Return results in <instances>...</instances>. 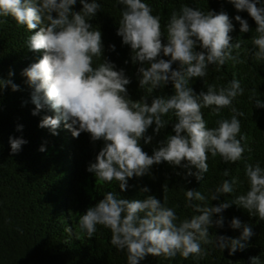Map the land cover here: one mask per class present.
<instances>
[{
  "label": "clouds",
  "instance_id": "clouds-1",
  "mask_svg": "<svg viewBox=\"0 0 264 264\" xmlns=\"http://www.w3.org/2000/svg\"><path fill=\"white\" fill-rule=\"evenodd\" d=\"M82 5L80 11L74 5ZM238 11L247 13L256 22L252 45V57L264 62V0H229ZM121 7V19L117 35L131 48V61L137 69L139 87L146 93L139 101L128 96L131 83L124 69L103 58L104 44L98 27L89 22L102 8L99 0H0V23L11 17L27 30L39 31L28 37L30 50H44L42 58L23 70L27 83L34 91L33 115L48 108L54 115L44 116L39 127L48 128L53 135L61 122L74 137L82 132L91 134L93 141L103 140L104 147L90 163L88 172L94 173L97 183L118 184L119 192L107 191L95 206L89 207L79 217L78 228L88 238L94 236L98 226L111 232V244L118 251H126L127 264H140L148 255L172 260L178 255L184 259H204L208 254L205 245L220 250L228 249L229 255L248 247L254 235L252 226L242 223L238 217L230 221L232 229H242L239 237H215L210 235L213 226L222 228L224 217L214 219L231 205L246 210L250 216L264 221V167L260 162L245 163L244 175L248 184L245 192L226 199L215 206L222 195L236 192L242 183L238 176L224 179L207 195L195 189L184 190L185 207L191 208L190 217H181L175 207L167 205L155 195L145 199L129 200L121 196L128 187V180L150 172L153 165L168 162L186 169V177L204 180L209 170V154L219 155L223 162L235 163L245 159L246 135L241 131L239 117L244 112L233 101L244 94L239 79L233 78L224 86L209 84L207 91L197 94L191 87L194 78H205L209 66L217 70L227 61L244 62L240 58L241 41L233 42L232 20L225 12H206L199 7L183 4L173 10L166 24L167 43H162L165 33L161 17L153 14L148 0H116ZM260 5L259 7L257 5ZM55 13V17L53 15ZM240 31H250L246 19L235 16ZM197 46L201 50L197 51ZM113 51L115 45L109 46ZM235 53V54H234ZM164 57H169L165 59ZM127 63V61H125ZM178 64L176 69L172 68ZM14 75L10 72L9 76ZM171 82L174 94L155 96L151 104L148 96L154 90L163 89ZM11 80H0V87ZM255 107L264 108L259 95L250 96ZM220 114L230 108L232 115L216 121V127H208L203 109ZM174 135L159 143L149 155L142 150L139 141L149 143L146 131L155 124L159 133L172 120ZM22 125L17 130L21 131ZM11 152L18 153L27 143L23 137L9 138ZM41 151L45 149L41 147ZM179 175V173H178ZM230 175L225 169L224 176ZM168 188L165 185L164 191ZM147 187L142 192L148 193ZM66 231L72 232L70 227ZM250 264H264L260 256L250 258Z\"/></svg>",
  "mask_w": 264,
  "mask_h": 264
},
{
  "label": "trees",
  "instance_id": "trees-1",
  "mask_svg": "<svg viewBox=\"0 0 264 264\" xmlns=\"http://www.w3.org/2000/svg\"><path fill=\"white\" fill-rule=\"evenodd\" d=\"M99 2L102 8L89 22L102 33L103 58L113 62L117 69L125 70L131 80L127 85L128 96L133 101H139L146 95L139 87L137 69L140 65L132 63L130 46L124 45L122 37L117 35L122 6L116 0ZM148 2L153 7V14L161 17V28L165 33L161 37L162 43H167L166 24L172 11L179 10L183 4L199 7L205 12L211 10L227 13L234 25L230 33L233 42H242L241 49L237 51L244 62L229 60L219 70L214 65L209 66L208 75L205 78H194L191 87L199 94L201 91L206 92L209 84H216L218 88L226 85L234 75L240 80L245 91L233 104L245 114L239 117L241 131L247 138L242 142L247 145L245 159L226 164L219 155L212 157L209 154V170L202 181L186 177V169L174 167L166 161L161 162L153 165L149 173L129 178L127 189L120 193L129 200H143L148 195H155L163 202V198L167 197V205L175 207L183 219L193 214L191 208L185 207L184 190L195 189L207 195L210 189L214 190L224 179L238 176L242 183L236 192L222 195L219 201H212L215 206L247 190L245 163L260 162L264 167V108L255 107L249 100L254 95L264 100V62H258L252 57L255 48L251 39L255 35L256 22L247 11H238L229 0ZM73 7L75 11L82 9L79 2ZM53 15L55 17V13ZM236 15L248 21L249 32L240 31ZM3 19L4 22L0 23V80H11L19 88L13 91L11 84L0 87V264H127L126 251H118L111 244L109 229L98 226L94 236L88 238L78 228L79 217L102 200L105 192H119L117 183H97L95 174L87 171L104 147V141H93L88 132H82L78 138L74 137L71 130L65 128L63 121L57 129L58 135H53L46 127H39L41 119L46 115H54V112L44 108L38 115L32 114L35 109L32 103L34 89L22 74L25 68L43 56L44 50L33 51L27 47L28 37L38 32L39 26L27 30L25 26L16 24L11 17ZM110 45H115L114 51ZM196 50L201 49L197 46ZM177 67V63L172 65L173 69ZM10 72L14 75L9 76ZM173 94L174 87L169 82L163 89L154 90L148 96L147 103L150 105L155 96ZM202 111L208 127H216L218 119L232 115L230 108L222 109L218 115L212 114L207 108ZM174 123L175 119L159 133L153 131L155 124L149 127L145 136H151L152 139L149 143H145L143 138L139 141L142 150L152 155L161 141L175 134ZM18 125L23 126L21 131L17 130ZM10 137H23L27 143L14 154L11 152ZM41 147L45 150L41 151ZM225 169L230 173L228 177L224 176ZM165 185L167 191H164ZM145 187L150 189L148 193L142 192ZM219 215L224 217V226L209 229L210 235L217 238L240 236L242 229L229 226L234 217L252 226L254 235L245 250L229 255L227 248L222 252L218 247L205 245L209 254L204 259H194L192 256L184 259L178 255L172 260H165L148 255L140 264H250V258L254 256H260L264 261V221L259 220L258 216H250L235 204L214 216V219L219 218ZM66 227H70L72 232L66 231Z\"/></svg>",
  "mask_w": 264,
  "mask_h": 264
}]
</instances>
